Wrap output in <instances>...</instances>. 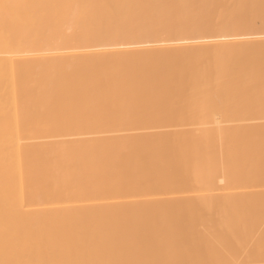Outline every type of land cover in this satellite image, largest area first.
<instances>
[{"label": "bare ground", "instance_id": "1", "mask_svg": "<svg viewBox=\"0 0 264 264\" xmlns=\"http://www.w3.org/2000/svg\"><path fill=\"white\" fill-rule=\"evenodd\" d=\"M0 264H264V0H0Z\"/></svg>", "mask_w": 264, "mask_h": 264}, {"label": "rangeland", "instance_id": "2", "mask_svg": "<svg viewBox=\"0 0 264 264\" xmlns=\"http://www.w3.org/2000/svg\"><path fill=\"white\" fill-rule=\"evenodd\" d=\"M214 119H215V120H216V119H217V120H219V115H218V117H217V116H216V117H214Z\"/></svg>", "mask_w": 264, "mask_h": 264}]
</instances>
